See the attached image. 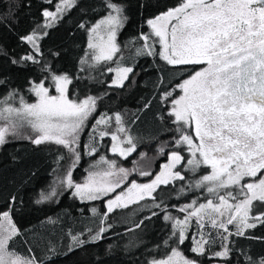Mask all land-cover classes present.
Segmentation results:
<instances>
[{"label": "snow or ice", "instance_id": "obj_1", "mask_svg": "<svg viewBox=\"0 0 264 264\" xmlns=\"http://www.w3.org/2000/svg\"><path fill=\"white\" fill-rule=\"evenodd\" d=\"M46 2L52 3V0ZM77 2L57 0L54 11L44 9L43 24H38L31 34L21 37V40L32 46V53L12 59L11 63L15 65L31 61L40 64L37 59L42 55L39 40L47 36V29L62 19ZM105 7L108 9L107 15L91 32L96 33L103 26L107 41L96 44L90 39L88 43L90 49L97 50L92 54L95 61L112 60L114 53L119 51L115 43L117 32L128 19L123 6L114 0H105ZM147 25L151 32L140 35L139 39L144 44L137 49V55H159L160 59L174 68L186 65L203 67L175 86L179 94L174 95V90L163 94L162 99L171 104L167 115L176 125L175 131L178 133L174 137V150L167 154V163L162 165L161 171L150 183L132 182L127 192L110 199L107 202L108 212L114 206L127 207L130 203L152 197L162 184L183 181L185 176L176 170L177 165L186 163L183 170L190 171L194 176L201 167H206L210 172L201 175L188 188L204 190L210 198L205 203L192 201L181 207L179 210L185 213L183 219L170 215H165L164 219L174 221L172 235L178 244H183L189 238L187 232L192 218H195L198 231L209 226L215 229L223 250L212 255L227 259L229 248L224 241H229L233 234L241 236L246 229L264 224V0H181L178 6L148 19ZM153 35L158 39L150 45L148 41ZM156 43L161 46L159 53L154 49ZM80 63L83 65L86 61L81 60ZM41 71L49 73L52 87L58 95H51L50 88L41 81L31 82L29 88L37 98L35 103H28L20 96L19 107L13 106L9 101L15 100V90L0 98V121L5 122L0 126V146L8 142V135L16 134L17 129L27 124L37 134L27 137L33 144L52 142L63 146L73 154L74 166L80 160V153L76 150L80 131L95 110L96 99L91 96L80 102L70 99L68 86L72 80L67 74H55L47 65H42ZM114 71L116 78L112 84L123 87L133 68L117 67ZM4 83L0 79V84ZM110 119L101 117L96 120V125L106 124ZM115 122L119 126L116 131L125 132L119 113L115 115ZM108 134L106 131L99 132L101 138ZM111 139L113 153L127 158L135 151L130 135L123 141L131 145L128 148L120 146L116 134H112ZM86 147L89 155L96 152L95 147ZM184 151L189 154L187 159L182 155ZM160 152L164 153L163 147ZM101 162L107 164L108 168L90 172L83 184H74L71 170L67 173V187L74 189L72 195L82 202L97 200L114 192L129 175L123 167L117 169L115 161L101 157ZM141 175L149 176L152 173L145 171ZM180 192L183 193L184 188ZM55 195L54 190L50 195L41 193L36 203L40 204ZM15 201L16 198L12 197L13 205ZM256 201L260 202V208L252 215ZM155 207L159 208L160 204ZM13 211L14 208L0 211V264H38L34 256L22 255L10 248V242L21 235L13 220ZM92 212L95 213L96 209L93 208ZM234 223L236 231L232 233L228 225ZM106 230L101 227L89 239L74 235L72 241L83 247L86 243L99 241ZM199 235L198 240L192 238L191 251L204 255L209 239L205 238L203 231H199ZM211 236L209 232L208 237ZM248 261L249 264H264V256L257 260L248 257ZM152 264L199 262L183 257L173 248L167 259L154 260Z\"/></svg>", "mask_w": 264, "mask_h": 264}, {"label": "trees", "instance_id": "obj_2", "mask_svg": "<svg viewBox=\"0 0 264 264\" xmlns=\"http://www.w3.org/2000/svg\"><path fill=\"white\" fill-rule=\"evenodd\" d=\"M114 2L123 6L128 17L119 33L122 55L118 60L90 71L81 68L80 62L88 52V30L107 15L105 0H78L75 7L47 30V36L39 40L42 55L37 59L41 63L22 61L15 65L11 63L12 59L32 53V46L21 37L31 34L38 24H43V10L54 11L57 0H52V3L46 0H0V79L5 81L0 84V98L15 90V99L28 96L32 101L34 98L29 94L31 82L51 83L49 73L41 71V66L47 65L55 74L73 77L74 82L69 87L71 98L80 100L74 98L79 87L85 90L84 96L96 99L94 118L98 114L100 118L110 116L112 119L110 126L104 124L97 129L98 134L100 131L109 133L98 142L87 144L85 135L82 137L76 149L80 160L74 166L73 154L52 142L36 145L29 139L11 138L0 146V211L14 208L13 220L21 233L10 242V248L19 254L34 256L38 264H149L153 259L167 257L173 248L199 264H249L248 257L257 260L264 256V224L246 229L241 236L233 234L229 241H224L229 248L227 259L213 257V253L223 249L216 230L210 226L204 229L212 233L204 255L191 251L192 238L198 232L195 221L188 230L189 239L183 244L176 242L172 235L174 221L165 220L164 216L183 219L185 213L179 210L181 207L192 201L205 203L210 198L204 191H185L192 183L191 178L160 186L152 197L111 212H108L107 201L114 195L82 202L72 195V190L65 188L69 170L73 182L81 184L88 172L103 166L101 157L130 171L128 182L150 181L159 173L161 165L167 163V154L174 150V137L178 136L162 97L187 77L190 68H174L159 55L137 57L136 52L144 44L139 39L140 35L150 32L147 20L178 6L181 0ZM121 57L125 58V63H120ZM118 66L132 67L134 71L123 87L112 86L113 76L106 74L107 69ZM117 113L122 118L126 136L132 137L136 147L127 158L106 156L110 135L117 126L114 123ZM86 146L95 147L96 152L89 155ZM161 147L165 151L163 154ZM93 162H97L95 166L90 164ZM145 171L152 175H141ZM181 188H184L183 193ZM53 190L55 196L36 203L41 193L50 195ZM12 197L16 198L15 205L11 203ZM156 204L160 207H155ZM259 208H253V212ZM101 227L107 230L95 243L79 247L72 241L74 235L89 239ZM235 231L232 228L231 232Z\"/></svg>", "mask_w": 264, "mask_h": 264}, {"label": "rangeland", "instance_id": "obj_3", "mask_svg": "<svg viewBox=\"0 0 264 264\" xmlns=\"http://www.w3.org/2000/svg\"><path fill=\"white\" fill-rule=\"evenodd\" d=\"M102 19H103V18H102ZM100 20H101V19H100ZM100 20H99V21H100ZM99 21H98L97 23H99ZM97 23H95V24H94V25L88 30V43H89V40H90V39L92 40L93 43H96V44H99V43H102V42H106V41H107V34L104 32V30H103V26L101 27V29H98L96 33L91 32V29H92L93 27H95V25H96ZM47 30H50V29H47ZM120 30H121V28H120L119 31L117 32L116 40H115V43H116L117 46L119 47V51L116 52V53H114L112 60H110V61H106V60L95 61V60H93V59H92V54H93V52H95V51H97V50H96V49H90V48L88 47V52H87L85 58L83 59V60L86 61V63L83 64L81 68H88V70L91 71L94 67L101 66V65H103V64H105V63H108V62H111V61H113V60H115V59L118 60L119 57L122 55V54H121L122 46H121V43L119 42V33H120ZM150 32H151V29H150ZM150 32H149V33H150ZM101 38H102V39H101ZM157 39H158V38H156L154 35L151 36V39L149 40V41H150V45H152L153 42L156 41ZM154 49H155V52H156V53H159V52L161 51V46H160L158 43H156V44L154 45ZM136 56H137V57H140L141 55H137V52H136ZM122 58H123V57L120 58V63H125V58H124V59H122ZM164 62H165V61H164ZM165 63H166V62H165ZM166 64H167V63H166ZM118 67H119V66H118ZM109 69H110V68H109ZM111 69H113V71H108V69H107V70H106V74H107V73L112 74L113 79H115V78H116V73H115V71H114L115 68H112V67H111ZM133 73H134V71H133L132 73L129 74L128 79L124 82V85H125V83L129 80V78L132 77ZM63 75H64V74H63ZM67 75H68V74H67ZM68 76L71 78L72 83H73V82H74L73 77H72L71 75H68ZM188 78H189V77H188ZM72 83H71V84H72ZM71 84L68 86V95H69V87L71 86ZM45 86L50 88V94H51V95H58V94L55 92L54 87H52V81H51L50 85H45ZM112 86H114V85L112 84ZM115 87H116V86H115ZM173 90H174V95L179 94V90H178V89L174 88ZM29 94H30V96H31L32 98H34V99H33L32 101H30L29 98H28V96H26V97L24 98L25 101L28 102V103H35L37 98L35 97V95H34L33 93L29 92ZM84 94H86L85 90H84L83 88H79V87H78V88L76 89V92H75V96H74V98L78 97V99H80V100L73 99V98L70 97V95H69V98L72 99V100H75V101H77V102H80V101H83L84 99H86L87 97H89V96H84ZM87 95H88V94H87ZM9 103H12L13 106H15V107H19V99H15L14 101H9ZM165 103H167L168 109H170L171 104H170L168 101H165ZM96 112H97V105H96V107H95V110H94V111L92 112V114L89 116L88 120L85 122V126H84V127L81 129V131H80V135H79V143H80V141H81V139H82V137H83L84 135H85V137H86V142H87V144H91V143L94 144V141L98 142V140L101 139V137L99 136V134H98L96 131H97V129L101 128V126H103L104 124L96 125V120L100 119V117H99L98 114H97L96 117L94 118V115H95ZM102 117H103V116H102ZM108 117H110V116H107V117H105V118L107 119ZM111 120H112V119L108 120V122L106 123L107 126H110V125H111V123H112ZM4 123H5L4 121H0V126H3ZM114 123H115V126H116L117 124H116L115 121H114ZM88 127H89V128H88ZM93 127L96 128V131H95V132H93ZM117 127H119V126L117 125V126L114 128V131H115V132L111 133V135H112V134H116V135L119 137V141H120V146H121V147H123V148H128V147H130L131 145H129V144L123 142V141H125V140L127 139V136H126L125 132H123V133H119V132H117V131H116ZM86 132H87V133H86ZM85 133H86V134H85ZM193 134H194V132H193ZM35 135H37V134L33 132V130L31 129V127L28 126L27 124H25L23 127H20L19 129H17L16 134H14V135L10 134V135H8V136L6 137V139H7V141H8V140H11V138H13V139H17V140H24V139H28L27 137L35 136ZM111 135H110V144H109L108 147H107L108 153H107L106 156H108V157H109V156H116V155H117V156H120L118 153H113V152H112V144H113V141H112V139H111ZM29 140H30V139H29ZM135 150H136V147H135ZM134 152H135V151H134ZM134 152H132L130 155H132ZM164 152H165V151H164ZM186 152H187V151L182 152V155H184L185 158L187 159L189 154H187ZM130 155H128V156H130ZM128 156H127V157H128ZM120 157H121V156H120ZM123 158H124V157H123ZM105 160H107V158H106ZM91 162H92V161H91ZM96 163H97V162H93V163H90V164H91L92 166H95ZM163 164H165V163H163ZM163 164H162V165H163ZM102 165H103V166H99V167L94 168V169L91 170L90 172L103 171V170H105V169L108 168V165H106V164H104V163H103ZM162 165H161V168H162ZM116 166H117V165H116ZM185 167H186V163H182V164H180V165H177L176 170L181 171V172H182V175L185 176V179H186V178H191L192 183H193L196 179H198L201 175H203V174H207V173L210 172V169H208V168H206V167H201V168L198 170V172L195 174V176H194L190 171H184L183 169H184ZM118 168H121V167L117 166V169H118ZM126 170H127V169H126ZM127 171H128V170H127ZM160 171H161V169H160ZM160 171H159V172H160ZM90 172L87 173V175H86V177H85V180H84L81 184L85 183V181L88 179V176H89V173H90ZM128 173H129V175L127 176L126 179L122 180L120 187H117V188L115 189L114 192H109L108 194L102 196L100 199H97V200H101V199H103V198H105V197H110V196L114 195V197L108 199V201H109L110 199H114L117 195H120L122 192H127V189H128L129 187H131V183H132V182H128L131 172L128 171ZM158 174H159V173H158ZM186 175H189V176L187 177ZM154 178H155V177H154ZM154 178H153V179H154ZM112 179H115V177H112ZM153 179H152V180H153ZM246 179H248V178H246ZM152 180H150V181H142V182H140V181H133V182H135V183H137V184H146V183H150ZM175 181H176V180H175ZM175 181H172V182H170L169 184H173V183H175ZM65 182H66V181H65ZM127 182H128V184L126 185ZM74 184H75V183H74ZM160 186H165V185L162 184V185H160ZM160 186H159V187H160ZM159 187H158V188H159ZM65 188L74 191V189L68 188L66 183H65ZM158 188H157V189H158ZM187 188H188V186H187ZM157 189H156V190H157ZM185 191H186V192H190L191 190L188 188V189L185 190ZM194 191L200 192V191H204V190H194ZM204 192H205V196L208 195V193H207L206 191H204ZM153 193H154V192H153ZM147 198H150V197H145V199H147ZM79 200H80V199H79ZM143 200H144V199H143ZM91 201H96V200H85V201H83V202H91ZM108 201H107V202H108ZM140 201H142V200H140ZM140 201H139V202H140ZM137 203H138V202H137ZM132 204H135V203H130L129 205H132ZM129 205H128V206H129ZM258 207H260V202H258V201L254 202V204H253V208H258ZM115 208H124V207H116V206H114L113 209H115ZM256 212H257V211H256ZM256 212H253V209H252V215H255ZM194 221H195V218H192L191 226L194 225V223H193ZM228 228H229V230H231V231H232V228L236 229L235 223L232 224V225H228ZM199 231H203L204 234H205V238H207V239H209V240L211 241L212 238H211V237H208V232H207L206 230L202 229V230H199ZM199 231L194 235V238L197 239V240L200 239ZM221 231H222V230H221ZM188 235H189V234H188V232H187V236H188ZM188 237H189V236H188ZM188 239H189V238H188ZM188 239H186V240H188ZM186 240H185V241H186ZM210 241H209V242H210ZM192 245H193V242H192ZM177 250L181 253V251H180L179 249H177ZM171 252H172V251H171ZM171 252L168 254L167 257H165V258H160V259H158V258H157V259H153L149 264H152V262H153L154 260L167 259V258L171 255ZM181 255H182L183 257L187 258V257L184 256L182 253H181Z\"/></svg>", "mask_w": 264, "mask_h": 264}, {"label": "flooded vegetation", "instance_id": "obj_4", "mask_svg": "<svg viewBox=\"0 0 264 264\" xmlns=\"http://www.w3.org/2000/svg\"><path fill=\"white\" fill-rule=\"evenodd\" d=\"M186 67H189L190 69L187 70V77L185 79H187L191 74L194 73V71L199 70L200 68L203 67V65H186Z\"/></svg>", "mask_w": 264, "mask_h": 264}]
</instances>
